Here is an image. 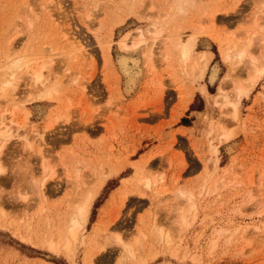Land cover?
<instances>
[{
  "label": "rangeland",
  "instance_id": "rangeland-1",
  "mask_svg": "<svg viewBox=\"0 0 264 264\" xmlns=\"http://www.w3.org/2000/svg\"><path fill=\"white\" fill-rule=\"evenodd\" d=\"M198 4L180 14L172 0H0V114L12 112L16 103L22 108L14 114V135L0 157L6 169L0 176V206L5 212L0 215V264H90L96 246L104 247L93 264H264V76L248 97H242L237 119L215 93L223 85V94L236 100L234 80L249 83L248 63H226L220 46L252 42L251 53L264 65V0H198ZM156 17H162L163 30L155 44L146 33V41L127 51L121 47L123 35H128L131 46L138 31ZM192 25L202 28L195 54L204 49L215 53L204 77L197 75L198 69L195 73L190 65L184 66L174 48V32L186 39ZM71 33L86 49L84 57L74 56L65 37ZM152 45L155 65L150 67L145 60ZM130 55L138 58L141 72L128 92L120 60ZM20 58L24 66L10 78L8 67ZM42 65L43 79L58 93L52 99L28 101L43 87L32 84L29 75ZM4 78L14 80L16 88L6 86ZM206 84L208 95L200 90ZM20 95L25 102L17 99ZM222 130L233 132L231 140H222ZM42 135L47 142L45 159L37 152ZM124 163L125 170L109 180L96 198L85 241H78L71 254L21 239L27 224L35 242L56 231V226L63 233V213L76 195L77 184L102 167ZM23 167L30 170L28 180L21 176ZM52 170L41 201L30 183L35 186ZM143 176L157 179L155 190L144 186L136 190ZM123 177H132L128 189H117ZM214 184L217 189L209 193ZM180 189L192 191L196 204L193 214H188L191 223L183 228L177 224V207H188L189 202H178ZM128 190V201L122 205L121 197ZM23 194L27 198H20ZM40 203L47 209L39 212ZM52 212L62 214L60 221ZM50 216L52 224L47 221ZM158 229L171 239L167 241ZM140 232L145 234L137 244ZM124 240L132 243L134 261L123 254Z\"/></svg>",
  "mask_w": 264,
  "mask_h": 264
},
{
  "label": "bare ground",
  "instance_id": "bare-ground-1",
  "mask_svg": "<svg viewBox=\"0 0 264 264\" xmlns=\"http://www.w3.org/2000/svg\"><path fill=\"white\" fill-rule=\"evenodd\" d=\"M126 1V0H125ZM129 1V0H128ZM153 1V0H152ZM131 2V1H130ZM173 2V5L175 4V7H176V11L180 14H183V13H186L187 10V7H192V9L194 8H197L199 7V4H198V0H172ZM125 3V2H124ZM127 3V2H126ZM132 3V2H131ZM159 3V1H158ZM207 3V2H206ZM209 3V2H208ZM157 4V2H156ZM167 4V3H166ZM124 5V4H123ZM128 5H130V3H128ZM159 5V4H158ZM169 6V5H168ZM133 7V6H132ZM210 7V6H209ZM128 8V7H127ZM131 8V7H130ZM162 8V6H161ZM207 8H208V5H207ZM125 9V8H124ZM164 9V8H163ZM175 9V8H174ZM209 9V8H208ZM216 9V8H215ZM162 10V9H161ZM129 11V9H128ZM167 11V10H166ZM169 11V10H168ZM170 12V11H169ZM215 12H218V11H215ZM161 13V12H159ZM174 13V12H172ZM212 13V12H211ZM141 14V13H140ZM145 14V13H144ZM171 14V13H170ZM176 14V13H175ZM215 14V13H214ZM33 16V15H32ZM150 16V15H148ZM160 16V15H159ZM167 16V15H166ZM165 16V17H166ZM213 16H216V15H213ZM154 17V16H153ZM172 17V16H171ZM115 19V18H114ZM118 19V18H116ZM215 19V18H214ZM166 20V19H165ZM168 20V19H167ZM175 20V19H174ZM180 20V19H179ZM123 20H120V23L122 22ZM181 21V20H180ZM165 22V21H164ZM173 22V21H172ZM118 23V22H117ZM167 23V22H166ZM180 23V22H178ZM173 24V23H172ZM186 25V24H185ZM164 26V24H163ZM177 26V25H176ZM102 27V26H101ZM193 27V32L192 34H190L186 39H180V32L179 31H175L174 33L177 32V41L175 42V50L177 51V53L179 54V59L181 61V63L184 65V66H187L190 65L191 68H189L190 70L194 71L196 69H198L200 71V74H197V75H201L202 77H204V74L206 72V70L208 69L209 67V64L213 58V52L210 51V50H207V49H204V50H199L198 51V55L195 54L196 52V45H197V41H198V36L202 33V28L200 26H194L192 25ZM173 28V26H172ZM185 28V27H184ZM191 28V27H190ZM140 29V28H139ZM138 29V30H139ZM205 29V28H204ZM162 17H156L154 18V21L151 23V25H149L145 30H142L140 29L138 31V34H137V38H136V42H134V44H132L131 46L128 44L127 42V37L128 35H123L122 38H121V41H120V45L121 47L124 49V50H129L130 47H135L136 45L140 44L141 42H144L146 41V33L152 35L154 37V41L152 40V42L155 44V42H157V40H159V37L160 35L162 34ZM166 30V29H165ZM164 30V31H165ZM183 30V29H182ZM172 31V30H171ZM206 32V30H205ZM128 33V32H127ZM164 33V32H163ZM168 33H170L168 31ZM173 33V32H172ZM171 33V34H172ZM209 34V33H208ZM264 34V33H263ZM65 37H66V40L69 41V43L71 44L72 46V52L74 54V56H82L84 57V55L86 54V49L83 48L84 46H82V43L80 42V40L78 41L77 37H75L74 35L71 34H65ZM169 37V36H168ZM176 38V37H174ZM129 39V38H128ZM169 39V38H168ZM173 39V38H172ZM171 39V40H172ZM221 39V38H220ZM228 39V38H227ZM217 40V38H216ZM233 40V39H232ZM134 39L132 40V43H133ZM219 41V40H217ZM262 41L264 42V35H262ZM131 43V42H130ZM171 43V42H170ZM221 42H219L220 44ZM233 43V42H232ZM251 43L252 42H249L248 43H244V44H233V45H230V46H220V54L223 58V60L227 63H230V64H234L235 63H248V69L250 70L249 72V77L248 78V81L249 83L248 84H245L244 81L240 80V79H236L234 80V90L236 92V100H231L228 99V96H225L223 93H224V88H223V85H218L219 87H217L218 89V92H215L217 93L216 97L217 98H223L224 99V105L226 106H230L231 107V115L234 119H237L238 118V108H239V105H240V101L242 99V97L244 96H247L249 95L250 91L252 90L254 84L258 81L259 78H261L262 76H264V65L263 64H260L259 65V60L258 58L251 53ZM169 44V43H168ZM231 44V43H229ZM221 45V44H220ZM153 45L150 46V48L147 50L146 52V64L147 66H150V67H153V65H155V63H153ZM171 47V46H169ZM144 53V52H143ZM24 54V53H23ZM72 54V53H71ZM145 54V53H144ZM17 55V54H16ZM16 55H14L16 57ZM19 55V53H18ZM30 55V54H29ZM175 55V54H174ZM22 56V55H20ZM166 59L167 60H170V56H171V52H166ZM9 57V56H8ZM31 57V55H30ZM263 58H264V55H263ZM12 59V58H10ZM26 59V58H25ZM24 59V60H25ZM110 59V58H109ZM108 59V60H109ZM175 59V58H174ZM9 61V60H8ZM23 61V60H22ZM21 58L20 59H15L12 61V65L9 68V71L6 72V75H10L13 76L14 72H16V69H18L22 64H21ZM27 61H30V60H27ZM35 61V60H34ZM138 58H135L133 56H129V57H122L120 62H121V68H122V71H123V74H124V77H125V83H126V88L128 90V92H130L132 90V88L134 87L135 85V82H136V79H137V76L140 74V69H139V65H138ZM262 61V59H261ZM24 62V61H23ZM26 62V61H25ZM32 63V62H31ZM26 64H28V62H26ZM170 64V63H169ZM245 64V67H247ZM235 65V64H234ZM263 65V66H261ZM24 66V64H23ZM26 66V65H25ZM29 66V65H28ZM31 66V65H30ZM38 66V65H37ZM35 66V67H37ZM33 67V66H32ZM43 65L39 68H34L33 70L31 69V74L30 75V79L32 80V84L34 85H40L42 84V88L40 90V93H38V96H34V95H29L28 97V101H32L34 99H38V98H43V99H52L55 97V93L57 92V87L55 85H49L47 83L46 80L43 79V73H42V69H43ZM155 67V66H154ZM29 68V67H28ZM45 68V67H44ZM146 68V67H145ZM23 69V67H22ZM24 70V69H23ZM28 70V69H27ZM30 70V69H29ZM18 71V70H17ZM20 71V70H19ZM18 71V72H19ZM148 71V70H147ZM155 71V70H153ZM187 71V70H185ZM22 72V71H21ZM26 72V71H25ZM24 72V73H25ZM28 72V71H27ZM195 72V71H194ZM198 71L196 70L195 73H197ZM17 73V72H16ZM217 73V69H214L213 73H212V78L214 79L216 77V74ZM18 75V74H17ZM22 75V73H21ZM20 75V76H21ZM194 75V74H193ZM5 76V75H4ZM18 76V77H20ZM17 77V76H16ZM11 78V77H10ZM246 78V79H247ZM3 79V78H2ZM76 79V78H75ZM3 81V80H2ZM14 80H9V79H5L4 78V84L6 86H12L14 88H16V84L13 83ZM77 81V79H76ZM223 82V80H222ZM17 83V82H16ZM82 84V85H81ZM220 84V83H219ZM81 87L83 89H86V84L85 83H80ZM13 89V88H12ZM35 89V88H33ZM200 90L208 95L210 94L209 92H207V89H206V85H201L200 87ZM11 91V89H10ZM12 93V92H11ZM32 93V92H31ZM58 93V92H57ZM22 94V93H21ZM85 94V93H84ZM227 94V93H226ZM16 94H14L13 96H15ZM58 95V94H57ZM192 95L193 93H191L190 95H188L187 99H186V102L189 103V101L192 99ZM57 97V96H56ZM215 97V98H216ZM25 98V97H23ZM21 95L17 98L19 100H22V102H25L26 100H24ZM211 98V97H210ZM215 101V99L213 100ZM18 102V101H17ZM217 102V101H216ZM216 102L214 104H216ZM22 104V103H21ZM19 110H22V108L20 107V105L18 103H16L14 105V108L12 110V112L8 111L10 113V116L8 115V112L4 111L0 114V141L1 144H0V157H1V153L4 149V147L6 146L7 142L9 141V139L14 135V132L12 130V124L16 123L15 122V118H14V114L15 112L19 111ZM26 110V109H24ZM28 111V110H26ZM28 114V113H27ZM240 115V114H239ZM54 121H58V120H54ZM50 127H52V124L50 125ZM218 128V127H217ZM221 137H222V140L223 141H229L231 140V138L233 137V132L230 131V130H222L221 133H220ZM24 137V136H23ZM41 143H38V150H37V147H36V150L37 152L39 151V154H40V158L42 157L43 159H45V147L44 146H47V142H46V138L42 135L41 136ZM25 139H28L27 137H24ZM33 142V141H32ZM28 140L27 144L29 147H32L34 143H32ZM35 147V146H34ZM32 147V148H34ZM44 147V148H43ZM43 148V149H42ZM232 150V149H231ZM44 151V153H43ZM119 160V159H118ZM44 161V160H43ZM122 161V160H121ZM218 160L215 161V164L217 163ZM135 163L137 161H134ZM140 162V161H138ZM143 162V161H142ZM108 163V162H107ZM47 164V163H46ZM46 164H43V168L44 170L46 171L48 169L47 165ZM108 165V164H107ZM111 165V164H110ZM102 167L99 169V172L96 171L95 173H91L88 176L85 177V179L77 184V187H78V190L76 188V190L73 192L75 193L76 192V195L75 197L73 198V200H71L70 204L68 205L67 207V212L63 213L64 217H65V230L64 232L62 233L61 230H59V226H56V231H51L47 234H45V231L44 233H41L42 234H45L44 236H40L39 239V242H35L34 239L35 237H33V235L31 233H29V228H30V224H27L26 225V233L25 234H22L21 235V239L23 241H26V242H30L32 244H40L42 246H46V247H49L51 248L53 251L55 252H60L62 249L63 250H66V252L68 253H72L73 251V248L74 246L77 244L78 241H81V242H84L85 241V231H86V228L88 227V223L90 221V215H91V209H92V206L96 200V198L98 197V195L100 194V192L102 191L103 187L107 184V182L111 179H113L114 177L120 175L124 170H125V163L124 164H120V165H114V166H111L110 167ZM216 166V165H215ZM139 167V166H138ZM217 167V166H216ZM24 168V169H23ZM22 170L20 173H21V176L22 178L25 176L28 175L27 173L30 171H27L28 168L27 167H23ZM143 168V167H142ZM90 169V168H89ZM148 169V168H147ZM93 171V170H92ZM135 171V170H134ZM6 172V169L4 168V166L2 165L1 163V160H0V176L4 175ZM18 172V170H17ZM9 173V172H8ZM211 173V172H210ZM49 174V173H48ZM137 174V173H136ZM32 175V174H31ZM41 175V174H40ZM53 175V170H52V173L50 174V176H43L41 177V179L39 181H37V183H35V186H34V183H30V181L33 179V177L31 178V180H29L28 182L30 183L31 185V188L33 189H36L39 193V196L41 198V201H43L42 199H44L46 197L45 193H44V187H45V184L46 182L48 181V179H50V177H52ZM29 176V175H28ZM137 176V175H136ZM139 176H140V173H139ZM38 178V177H37ZM76 178L78 179L79 177L76 176ZM87 178V179H86ZM132 178V177H123L122 180H121V185H119L117 187L118 188H127V183H128V180ZM138 178V177H136ZM28 180V178H26ZM94 179H96L94 181ZM208 179V178H207ZM79 180V179H78ZM133 180V179H132ZM157 180V179H156ZM155 179H153L152 177L150 176H143L141 178L138 179V183L136 185V190H139L141 188V186H144L145 189L147 190H150L152 189L156 184H157V181ZM216 181V179H215ZM133 182V181H132ZM222 184H225L226 181L225 180H222L221 181ZM78 183V181H77ZM86 184V186H82ZM129 184V183H128ZM206 186V185H205ZM217 186L216 184L212 185L208 192L209 193H212L214 192L216 189H217ZM134 187V186H132ZM39 188V189H38ZM222 188V187H221ZM132 189V188H131ZM154 189V188H153ZM155 190V189H154ZM159 190V189H158ZM219 190V189H218ZM126 191V190H124ZM135 191V190H133ZM116 192V191H115ZM123 192V190H122ZM131 192V191H130ZM129 190L127 192H125L123 194V196L121 197V204H126V201H128V198H129ZM144 192V191H142ZM37 193V192H36ZM118 193V191L116 192ZM120 193V191H119ZM20 194V193H19ZM139 194V193H138ZM140 194H143L141 193V190H140ZM145 194V193H144ZM22 195V194H21ZM20 195V196H21ZM194 194L192 191L190 190H185V189H180L178 190L177 192V200L178 202L181 204V201H188L189 202V206L188 207H184V206H181V205H178L177 207V224L180 225L182 228L183 226L185 225H188L189 223V219H188V214H190V212L192 211V214H193V210L196 208V204H195V201H194ZM20 198L24 199V198H27V194H23V196H21ZM24 201V200H23ZM27 201V200H26ZM40 201V202H41ZM70 201V200H69ZM62 202V201H61ZM68 201H66V204H67ZM26 203V202H25ZM69 203V202H68ZM44 204V203H43ZM40 207H42V209L40 208V211H43L44 209H47L48 206H45V205H42L41 206V203L39 204ZM60 205V204H59ZM26 209L29 208L28 204L25 205ZM34 207V206H33ZM61 207V206H60ZM65 207V206H64ZM4 207H1L0 206V211H2L0 213V215L4 216L5 215V212H3ZM50 208V207H49ZM30 209V208H29ZM39 209V208H38ZM50 210V209H49ZM59 211V209H57ZM63 210V209H62ZM33 211V210H32ZM264 211V210H263ZM262 211V212H263ZM24 212V211H23ZM38 212V211H36ZM38 212V213H39ZM196 212V211H195ZM260 212V213H262ZM46 213V212H45ZM264 213V212H263ZM53 215H55V217H57L60 221V214L56 213V212H52ZM8 216V214H6ZM40 215V214H39ZM43 215V214H41ZM46 215V214H45ZM51 215V214H50ZM195 215V214H194ZM34 216V215H33ZM44 216V215H43ZM15 217V216H14ZM35 217V216H34ZM46 217V216H45ZM49 217V216H48ZM47 217V218H48ZM53 217V216H52ZM63 217V218H64ZM39 218H42V217H39ZM5 219V217H4ZM17 219V218H16ZM38 219V218H37ZM192 219V218H190ZM26 220V219H25ZM33 220V219H32ZM41 220V219H40ZM39 220V221H40ZM5 221V220H4ZM49 223H51L53 220L51 219V216L50 218H48ZM46 221V222H47ZM63 221V220H62ZM6 222V221H5ZM38 222V221H37ZM64 222V221H63ZM62 222V223H63ZM16 223V222H15ZM33 223V222H32ZM45 222H43L44 224ZM57 223V221H56ZM4 224V223H3ZM6 224V223H5ZM18 224V223H16ZM46 224V223H45ZM52 224V223H51ZM58 224V223H57ZM56 224V225H57ZM60 224V222H59ZM9 225V224H8ZM11 225V224H10ZM53 225H55L53 223ZM64 225V224H63ZM177 225V226H178ZM249 225V224H248ZM34 226V225H33ZM43 226V225H42ZM45 226V225H44ZM11 227V226H10ZM41 227V226H40ZM247 227V226H246ZM255 227V226H254ZM17 228V227H16ZM35 228V227H34ZM37 228V227H36ZM45 228V227H44ZM98 228V227H97ZM248 228V227H247ZM15 229V228H14ZM46 229V228H45ZM52 229V227H51ZM50 229V230H51ZM249 229V228H248ZM18 230V229H17ZM36 230V229H34ZM42 230V229H41ZM53 230V229H52ZM167 230V229H165ZM184 230V229H183ZM230 230V229H228ZM244 230V229H243ZM16 231V230H15ZM15 231H13L15 233ZM21 231V230H20ZM49 231V230H48ZM63 231V230H62ZM97 231V230H96ZM158 231H161V234L164 236V238H166L167 241H169L171 239V235L169 233H163L164 231L161 230V229H158ZM238 231V230H237ZM38 232V231H37ZM153 232V231H152ZM236 232V230H235ZM234 232V233H235ZM245 230L242 231V234L244 235L245 233ZM24 233V232H23ZM39 233V234H41ZM95 233V232H94ZM138 234V233H137ZM139 238L137 239V244H140L141 243V239L143 237V235L145 234V232H140L139 233ZM236 234V233H235ZM18 235V234H17ZM38 236V233L35 234ZM38 236V237H39ZM93 236V235H92ZM233 236V235H232ZM160 237V236H159ZM158 237V238H159ZM137 238V237H136ZM37 239V240H38ZM98 239V238H97ZM119 239V238H118ZM120 240V239H119ZM144 240V239H143ZM142 240V241H143ZM93 242H96V238L94 237L92 239ZM125 241V240H124ZM165 241V240H164ZM90 242V241H89ZM99 242V241H98ZM121 243V240L119 241ZM105 243V242H104ZM111 243V241H110ZM89 244V243H88ZM91 244V243H90ZM100 244V243H99ZM173 244V243H172ZM142 245V244H141ZM144 246V245H143ZM104 246H96L95 248V251H92V253H90V264H93L94 262V259L93 257L96 256L97 258V255L98 253L100 252V250L103 248ZM122 249L124 251L123 254H128L130 255V258H134L135 256V253H134V250H133V247H132V243L131 244H126V241L125 243L123 244L122 243ZM92 249V248H90ZM94 249V248H93ZM138 252V251H137ZM139 254V253H138ZM122 255V254H121ZM88 258V257H87ZM95 258V259H96ZM123 258H121L122 260ZM130 259V260H131ZM135 259V258H134ZM87 260V259H86ZM133 260V259H132ZM134 261V260H133ZM125 262V261H124ZM132 262V261H131ZM135 263V262H134ZM128 264V263H127ZM138 264V263H136Z\"/></svg>",
  "mask_w": 264,
  "mask_h": 264
},
{
  "label": "crops",
  "instance_id": "crops-1",
  "mask_svg": "<svg viewBox=\"0 0 264 264\" xmlns=\"http://www.w3.org/2000/svg\"><path fill=\"white\" fill-rule=\"evenodd\" d=\"M214 58H215V53H213L212 61L214 60ZM206 89L208 90V86H207V84H206ZM183 127H187V126H183Z\"/></svg>",
  "mask_w": 264,
  "mask_h": 264
},
{
  "label": "trees",
  "instance_id": "trees-1",
  "mask_svg": "<svg viewBox=\"0 0 264 264\" xmlns=\"http://www.w3.org/2000/svg\"><path fill=\"white\" fill-rule=\"evenodd\" d=\"M184 120H185V119H184V118H182V120H181V121H182V122H184Z\"/></svg>",
  "mask_w": 264,
  "mask_h": 264
}]
</instances>
